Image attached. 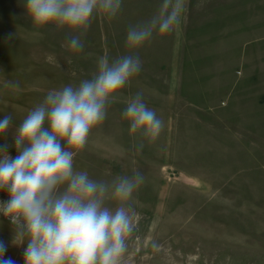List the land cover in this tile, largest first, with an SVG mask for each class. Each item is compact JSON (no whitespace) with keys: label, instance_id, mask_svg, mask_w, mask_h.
Segmentation results:
<instances>
[{"label":"rangeland","instance_id":"obj_1","mask_svg":"<svg viewBox=\"0 0 264 264\" xmlns=\"http://www.w3.org/2000/svg\"><path fill=\"white\" fill-rule=\"evenodd\" d=\"M161 3L122 0L116 17L96 14L87 32L71 33L85 45L73 52L68 29L37 28L25 0H0V119L13 121L0 144L14 158L15 128L50 90L91 78L101 56L138 54L141 73L74 157V169L97 181L144 174L124 264H264V0H186L172 33L127 48L129 25ZM137 92L164 121L158 137L129 133L122 113ZM0 240L5 259L24 264L27 245L13 243L3 216Z\"/></svg>","mask_w":264,"mask_h":264},{"label":"clouds","instance_id":"obj_2","mask_svg":"<svg viewBox=\"0 0 264 264\" xmlns=\"http://www.w3.org/2000/svg\"><path fill=\"white\" fill-rule=\"evenodd\" d=\"M121 8L122 0H25L34 26L69 30L65 39L73 52L83 51L85 45L72 32H87L96 14L111 19ZM185 13L186 0H162L151 18L129 25L126 47L138 50L154 36L169 35ZM142 69L138 54L99 57L91 78L78 86L50 90L28 112L15 128L14 158L8 153L10 145L0 144V191L8 194L0 201V216L12 225L13 243H26L24 264H124L138 226L133 194L144 174L134 170L131 176L97 181L87 171L74 169V157L92 129L106 119L108 106ZM122 115L131 135L155 138L163 131L164 121L147 106L142 92L128 100ZM12 127L11 114L4 115L0 137L6 138ZM142 148L138 145L137 151ZM6 252L7 245L0 240V264H15L11 257L5 259Z\"/></svg>","mask_w":264,"mask_h":264}]
</instances>
